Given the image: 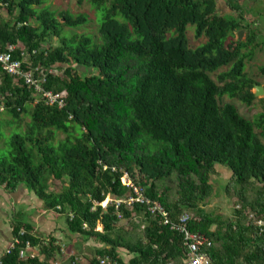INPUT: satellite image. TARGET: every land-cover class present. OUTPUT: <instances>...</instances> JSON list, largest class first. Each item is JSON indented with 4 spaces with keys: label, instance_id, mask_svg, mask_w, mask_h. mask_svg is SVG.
<instances>
[{
    "label": "trees",
    "instance_id": "obj_1",
    "mask_svg": "<svg viewBox=\"0 0 264 264\" xmlns=\"http://www.w3.org/2000/svg\"><path fill=\"white\" fill-rule=\"evenodd\" d=\"M217 1L75 0L103 12L95 41L60 38L64 28L84 25V15L64 11L61 23L50 11L31 9L42 0H0V50L12 44L29 53L31 67L46 74L44 89L65 93L61 109L34 104L32 90L0 68L3 114L16 126L8 157L0 159V186L29 187L64 216L72 234L101 245L87 264H184L183 235L173 229L184 214L186 229L210 242L200 252L214 264H264V225H258L264 223V99L254 120L223 102L253 105L258 83L244 69L264 42L244 24L240 3L246 0H224L228 14L218 11ZM189 25L196 39L205 38L194 49ZM241 30L246 39L239 42ZM50 38L57 45L43 48ZM24 116L29 122L21 132ZM57 133L64 139L55 143ZM217 166L229 172L224 194L233 201L230 217L202 207L212 196ZM123 171L166 210L167 225L139 204L101 206L107 197L131 195ZM48 180L62 191L42 188ZM136 219L143 225L139 233ZM13 236L19 244L2 264H50L60 253L54 239L34 237L27 224L15 223ZM26 242L38 255L20 258Z\"/></svg>",
    "mask_w": 264,
    "mask_h": 264
},
{
    "label": "rangeland",
    "instance_id": "obj_2",
    "mask_svg": "<svg viewBox=\"0 0 264 264\" xmlns=\"http://www.w3.org/2000/svg\"><path fill=\"white\" fill-rule=\"evenodd\" d=\"M218 11L221 14H228L229 12L226 7L224 0H218ZM244 3V4H243ZM244 12V19H245V25H253L254 27L253 31L256 30L258 32V42L263 43L264 42V4L262 2H257L254 0H246L244 2L240 3ZM244 6L246 8H244ZM35 12H45L50 11L55 14V16L60 19V22L63 23V19L60 18V13L66 11L71 14V16L76 17L79 15H84L87 18V22L84 25H79L74 28H64L62 33L60 34V38H69L74 35H89L93 38V40H97V30L98 26L100 24V21L103 16L102 11H96L88 2H85L81 6H77L75 3V0H42V4L40 6H35L31 8ZM0 18H5V13H0ZM186 36L188 40L189 47L194 49L200 46L205 42V38L196 39L194 36V27L187 26L186 28ZM235 38L237 39V34H235ZM246 39L245 32L242 35V41ZM58 41L55 38H50L48 42L43 44V48L49 47V46H55L57 45ZM261 69H264V45L259 46L250 61H246V66L244 71L247 73L248 76L252 77L259 86L263 88L264 91V73L261 72ZM58 74L62 73L61 69H56ZM82 74H84L83 71H79ZM215 79V77H213ZM252 93H254V89L251 90ZM264 99V95L255 98V101L253 102V105L248 107L244 104L240 103L237 100L234 99H228L224 98V103H232L234 104L239 111V114L245 117L248 120H254L258 114L261 111V105L260 101ZM0 119L3 122V125L0 126V159L8 157V153L10 151L9 147V140L11 136V132L13 129H16L15 125H9V121L11 119L5 115L0 114ZM29 122V116L23 117V124L21 126L20 131L22 132L25 126ZM18 131L17 133L21 132ZM64 136L60 133H57L56 141L57 143L60 140H63ZM217 173L214 175H211L210 177V184L213 188L212 196L203 204L204 211L208 213L213 214H222L224 217H230L232 214L233 209V201L228 199L224 194V187L227 183V180L229 178V172L224 170L223 168L217 166L216 167ZM51 181L48 180V182H42L41 187L44 188L46 191H48L49 185ZM53 186V190H57L58 192L62 191V185L60 183H53L51 184ZM135 227L133 230L135 232H141L143 225H141V219H136ZM121 227H129L125 221H121L119 224ZM141 225V229L136 230V226ZM83 244V243H82ZM90 247H86V254L85 256L89 258L92 255V252H90ZM88 251V252H87ZM38 252V250H37ZM125 257V256H124ZM74 258V257H73ZM79 259V258H78ZM127 260V257H125ZM76 261V260H75ZM77 262V261H76Z\"/></svg>",
    "mask_w": 264,
    "mask_h": 264
},
{
    "label": "built area",
    "instance_id": "obj_3",
    "mask_svg": "<svg viewBox=\"0 0 264 264\" xmlns=\"http://www.w3.org/2000/svg\"><path fill=\"white\" fill-rule=\"evenodd\" d=\"M1 13V11H0ZM17 50L20 51L19 58L13 57V53ZM32 54H35V51H32ZM30 55L29 53L24 52L23 50L17 48V46L8 44L3 49L0 50V68L2 73L14 78L15 80H22L23 83L32 90L34 95V104L44 103L45 105L52 107L57 106L61 109L64 106L63 99L65 93H53L52 91H47L44 89L46 83V74L41 67H31L29 62ZM5 112V103H0V114ZM106 170V167H103ZM112 172H116L115 168H111ZM122 184L131 191V195L127 199H115L112 200L109 197L101 204L103 208L109 202H113L115 205L124 204L127 207H130L134 204H139L146 207L147 211L152 215H157L163 221L164 225L169 223L168 215L166 210L159 204L153 203L150 198H148L142 189L138 187L135 182L131 179L129 174L125 171L122 172ZM189 219L187 214H184L173 229L178 231L183 235L184 246L187 250V258L184 261V264H214L211 259L206 255L200 252V248L203 246H209L210 242L202 235L192 234L186 229V223ZM259 226H263L264 223L259 221ZM24 231L19 232V236L23 235ZM19 244V239L14 238L12 244L8 248L5 254L9 253L10 250H13L16 245ZM29 242L24 244V248L20 250V258H26L29 255H34L33 250ZM107 263V260H101L100 264ZM0 264L1 258H0Z\"/></svg>",
    "mask_w": 264,
    "mask_h": 264
},
{
    "label": "crops",
    "instance_id": "obj_4",
    "mask_svg": "<svg viewBox=\"0 0 264 264\" xmlns=\"http://www.w3.org/2000/svg\"><path fill=\"white\" fill-rule=\"evenodd\" d=\"M49 185L48 191L58 193ZM15 223H24L32 228V235L42 239L52 238L60 248V253L50 264H72V258L77 264H87L92 256L87 258L86 247H90V252L101 248L96 241L91 239H81L72 234L67 227L63 215L55 210L47 208L36 193L25 185H20L15 190H7L0 186V258L6 253L13 242V226ZM83 243V244H82ZM88 252V251H87ZM37 249L33 250L34 255H38ZM124 253L121 257L127 261ZM43 260V256L39 255ZM79 258V259H78Z\"/></svg>",
    "mask_w": 264,
    "mask_h": 264
},
{
    "label": "water",
    "instance_id": "obj_5",
    "mask_svg": "<svg viewBox=\"0 0 264 264\" xmlns=\"http://www.w3.org/2000/svg\"><path fill=\"white\" fill-rule=\"evenodd\" d=\"M243 34H244V30H241V31H239L237 33V40L239 42L242 41V35ZM253 89H254V93L253 94H254L255 98H259V97L264 95V91H263V88L261 86L255 85Z\"/></svg>",
    "mask_w": 264,
    "mask_h": 264
}]
</instances>
